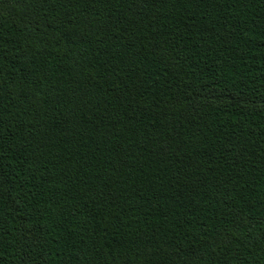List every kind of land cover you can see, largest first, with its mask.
Returning <instances> with one entry per match:
<instances>
[{
	"label": "trees",
	"instance_id": "16d2710c",
	"mask_svg": "<svg viewBox=\"0 0 264 264\" xmlns=\"http://www.w3.org/2000/svg\"><path fill=\"white\" fill-rule=\"evenodd\" d=\"M0 264H264V0H0Z\"/></svg>",
	"mask_w": 264,
	"mask_h": 264
}]
</instances>
